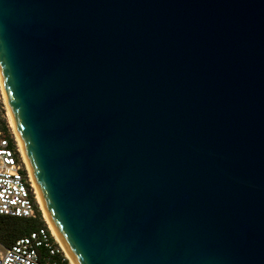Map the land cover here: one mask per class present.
I'll return each mask as SVG.
<instances>
[{"label":"water","instance_id":"obj_1","mask_svg":"<svg viewBox=\"0 0 264 264\" xmlns=\"http://www.w3.org/2000/svg\"><path fill=\"white\" fill-rule=\"evenodd\" d=\"M0 93L69 264H264V0H0Z\"/></svg>","mask_w":264,"mask_h":264},{"label":"built area","instance_id":"obj_2","mask_svg":"<svg viewBox=\"0 0 264 264\" xmlns=\"http://www.w3.org/2000/svg\"><path fill=\"white\" fill-rule=\"evenodd\" d=\"M41 211L13 134L0 138V215L34 218ZM46 222L0 250V264H66Z\"/></svg>","mask_w":264,"mask_h":264},{"label":"trees","instance_id":"obj_3","mask_svg":"<svg viewBox=\"0 0 264 264\" xmlns=\"http://www.w3.org/2000/svg\"><path fill=\"white\" fill-rule=\"evenodd\" d=\"M10 138L11 133L6 118L0 114V138ZM40 210L34 218H16L0 215V244L2 247L10 246L18 238L26 235L41 226ZM68 264V263H66Z\"/></svg>","mask_w":264,"mask_h":264},{"label":"rangeland","instance_id":"obj_4","mask_svg":"<svg viewBox=\"0 0 264 264\" xmlns=\"http://www.w3.org/2000/svg\"><path fill=\"white\" fill-rule=\"evenodd\" d=\"M0 114H2L6 118V121H7L8 127H9V130H10V133L12 134V131H11V128H10V125H9V121H8V118H7V115H6V111H5V108H4V104H3V100H2L1 93H0ZM40 213H41L40 214V219L44 223L45 220H44V217L42 215V212L40 211ZM1 249H2V245L0 244V250Z\"/></svg>","mask_w":264,"mask_h":264}]
</instances>
